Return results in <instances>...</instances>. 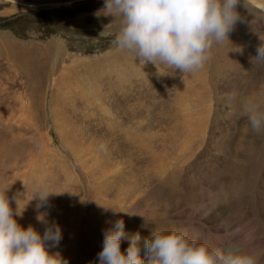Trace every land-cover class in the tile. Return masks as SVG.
I'll return each instance as SVG.
<instances>
[{
    "label": "rangeland",
    "instance_id": "374dc122",
    "mask_svg": "<svg viewBox=\"0 0 264 264\" xmlns=\"http://www.w3.org/2000/svg\"><path fill=\"white\" fill-rule=\"evenodd\" d=\"M246 3L229 41L186 74L117 49L105 0H0V182L19 197L17 223L58 225L50 250L68 264H99L118 219L142 258L153 232L177 229L264 264V136L242 107L264 102V0Z\"/></svg>",
    "mask_w": 264,
    "mask_h": 264
},
{
    "label": "clouds",
    "instance_id": "9594fccd",
    "mask_svg": "<svg viewBox=\"0 0 264 264\" xmlns=\"http://www.w3.org/2000/svg\"><path fill=\"white\" fill-rule=\"evenodd\" d=\"M241 0H105L104 10L120 19L112 44L135 54L141 64L151 63L193 73L211 58L212 49L229 41V33L241 19L236 10ZM245 7L247 5L244 0ZM112 24V23H111ZM107 25L101 34L110 29ZM256 60L264 63V43L257 47ZM249 131L264 136V102L246 97L242 102ZM11 185L0 182V264H68L57 247L62 239L58 225L43 235L31 225L22 228L18 196L9 197ZM55 193L47 187L35 197L46 202ZM34 197V198H35ZM15 202V209L12 207ZM122 240L129 247L121 250ZM139 232L129 236L118 219L104 232L99 264H260L256 253L243 252L236 244L216 247L209 241L190 238L185 230H156L143 241Z\"/></svg>",
    "mask_w": 264,
    "mask_h": 264
},
{
    "label": "bare ground",
    "instance_id": "6f19581e",
    "mask_svg": "<svg viewBox=\"0 0 264 264\" xmlns=\"http://www.w3.org/2000/svg\"><path fill=\"white\" fill-rule=\"evenodd\" d=\"M249 6H250V4H248ZM239 6H245V4H243V5H239ZM253 7V6H252ZM258 7H260L261 9H259V8H257V7H255V11L256 12H259V11H262V12H264V6L262 5V4H258ZM247 8H249V9H252V8H250V7H247ZM254 8V7H253ZM231 40V39H230ZM228 55V54H227Z\"/></svg>",
    "mask_w": 264,
    "mask_h": 264
},
{
    "label": "water",
    "instance_id": "95a60500",
    "mask_svg": "<svg viewBox=\"0 0 264 264\" xmlns=\"http://www.w3.org/2000/svg\"><path fill=\"white\" fill-rule=\"evenodd\" d=\"M262 15H264V12H262V11H259Z\"/></svg>",
    "mask_w": 264,
    "mask_h": 264
}]
</instances>
